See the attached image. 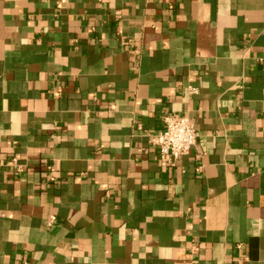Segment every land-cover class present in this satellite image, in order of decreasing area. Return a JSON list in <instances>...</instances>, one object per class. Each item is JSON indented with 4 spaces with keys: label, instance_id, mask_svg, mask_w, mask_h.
Segmentation results:
<instances>
[{
    "label": "crops",
    "instance_id": "obj_1",
    "mask_svg": "<svg viewBox=\"0 0 264 264\" xmlns=\"http://www.w3.org/2000/svg\"><path fill=\"white\" fill-rule=\"evenodd\" d=\"M0 264H264V0H0Z\"/></svg>",
    "mask_w": 264,
    "mask_h": 264
},
{
    "label": "built area",
    "instance_id": "obj_2",
    "mask_svg": "<svg viewBox=\"0 0 264 264\" xmlns=\"http://www.w3.org/2000/svg\"><path fill=\"white\" fill-rule=\"evenodd\" d=\"M188 93L194 95L197 89L189 87ZM163 122V130L152 136L151 144L158 149L161 160L172 165L180 156L196 146L198 134L188 118L167 116Z\"/></svg>",
    "mask_w": 264,
    "mask_h": 264
}]
</instances>
